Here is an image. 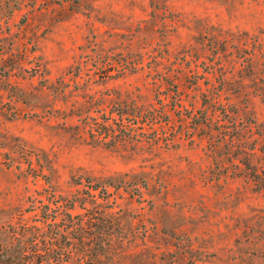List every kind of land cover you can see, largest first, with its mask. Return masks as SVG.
Listing matches in <instances>:
<instances>
[{"label":"rangeland","instance_id":"rangeland-1","mask_svg":"<svg viewBox=\"0 0 264 264\" xmlns=\"http://www.w3.org/2000/svg\"><path fill=\"white\" fill-rule=\"evenodd\" d=\"M33 223L60 264H264V0H0V244Z\"/></svg>","mask_w":264,"mask_h":264},{"label":"trees","instance_id":"trees-1","mask_svg":"<svg viewBox=\"0 0 264 264\" xmlns=\"http://www.w3.org/2000/svg\"><path fill=\"white\" fill-rule=\"evenodd\" d=\"M124 128L123 125L118 123L116 125H107L105 123L102 127L103 130L95 134L103 139L110 136H113L114 139L118 134H121L120 137H124L127 135ZM139 134L137 133V135ZM221 135L217 140H224V134L221 133ZM228 139L225 142H231V139ZM52 219H54L53 216ZM8 232L10 233V239L7 240L9 242L5 245L0 244V264H60L68 260V257L62 260L60 255L41 254L34 250L37 243L41 242V227L36 226L34 223L20 224L17 227L9 226Z\"/></svg>","mask_w":264,"mask_h":264}]
</instances>
